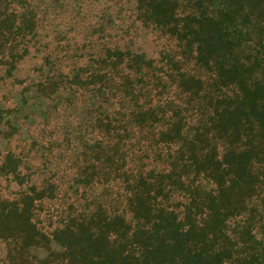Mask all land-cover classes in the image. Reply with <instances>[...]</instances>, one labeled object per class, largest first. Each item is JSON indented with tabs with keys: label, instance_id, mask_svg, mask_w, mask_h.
<instances>
[{
	"label": "trees",
	"instance_id": "16d2710c",
	"mask_svg": "<svg viewBox=\"0 0 264 264\" xmlns=\"http://www.w3.org/2000/svg\"><path fill=\"white\" fill-rule=\"evenodd\" d=\"M127 3L168 48L111 45L36 86L86 103L96 134L64 175L11 144L16 115L3 125L0 264H264V0ZM40 24L31 0H0V82Z\"/></svg>",
	"mask_w": 264,
	"mask_h": 264
},
{
	"label": "rangeland",
	"instance_id": "374dc122",
	"mask_svg": "<svg viewBox=\"0 0 264 264\" xmlns=\"http://www.w3.org/2000/svg\"><path fill=\"white\" fill-rule=\"evenodd\" d=\"M31 1L39 12L41 24L30 53L13 77L0 82V132L6 119L16 115L18 119H13L19 127L11 144L18 147L17 151H29V160L42 167L36 171L58 178L64 175L63 164L68 163L69 156L78 154L81 141L86 138L92 142L96 134L89 132L92 127L86 121V103L77 100L73 105L61 106V99L66 95L61 97L57 93L49 97L37 90L38 81L51 74L48 68H53L52 75L60 76L91 57L96 58L94 54L105 47L116 44L151 56H158L169 46L166 38L136 21L128 0ZM49 53L52 54L50 62L42 66ZM62 57L69 59L61 62ZM2 108L13 110L4 114L5 120ZM68 146L69 152L65 150ZM64 181L72 187L68 178ZM16 187L14 184L13 189ZM63 195L52 203L65 204ZM5 256L6 245L0 240V258Z\"/></svg>",
	"mask_w": 264,
	"mask_h": 264
}]
</instances>
